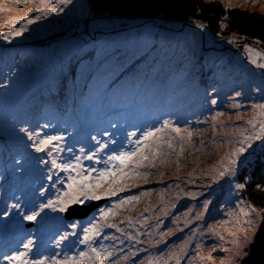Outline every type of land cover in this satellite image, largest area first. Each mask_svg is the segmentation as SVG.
I'll use <instances>...</instances> for the list:
<instances>
[{"label":"rangeland","instance_id":"374dc122","mask_svg":"<svg viewBox=\"0 0 264 264\" xmlns=\"http://www.w3.org/2000/svg\"><path fill=\"white\" fill-rule=\"evenodd\" d=\"M200 1L205 5L226 3V0ZM232 5L255 16L264 15V0L255 4L252 0H232ZM39 6V0H0V26L11 17ZM60 7L62 12H53L28 25L22 35L10 41L0 39V264H8L3 257L21 249L29 237L33 238L29 255L64 252L71 255L87 250V245L78 241L82 238V228L93 218L105 225L101 235L93 237V246L117 250L105 264L114 261L222 264L220 256H235L229 232H239L235 221L244 220L249 206L255 208L247 201L245 189L237 190L235 184L246 182L251 164L263 155L264 139L254 140L252 147L240 155L234 177L226 176L218 181L213 177L226 153L240 146V129L252 130L245 123L252 117V104L264 102V69L249 62L244 45L261 52L264 46L234 33H212L206 24L201 29L194 20H165L142 14L94 15L90 0H71ZM22 24L19 21L17 26ZM0 31L7 32L8 28L0 27ZM236 92L241 96L237 97ZM212 99L217 100L215 105L211 104ZM236 102L241 107L233 108ZM217 112L224 115L213 120ZM237 113L242 119H237ZM164 119H171L181 128L193 129L191 140L183 143V154L178 155L181 137L186 134L171 133L176 136L172 140L173 148L161 145L165 153H172L163 163L159 158L155 167L145 162L140 170L151 173L146 179L136 178L117 196L101 199L104 204L100 207H103L124 196L138 197L121 206L106 221L100 217V207L84 219L71 220H66L67 211L45 209L35 221L25 220L19 214L20 209L12 207L16 203L22 209L26 205L31 208L46 203L61 187L59 183L52 187L56 177H67V173L55 169L49 172L52 157L47 156V149L37 152L31 147L34 140L43 135H63L61 147H71L73 152L65 150L53 155L64 162L81 155V147L86 153L95 151L98 146L92 140L95 136L108 142L109 148L97 153L101 164L88 160L83 163L101 167L105 152L127 144L130 132L139 130V136L149 127H159ZM23 128L39 135L29 140L27 133L21 131ZM105 132L109 135L105 136ZM111 140L117 144L112 145ZM49 175L53 176L52 181L48 180ZM142 192L147 194L141 195ZM186 192L197 195H185ZM205 201L210 203L203 219L193 218L185 226L184 221L202 211ZM165 205L167 216L160 211ZM188 209L192 212L185 216ZM255 209L264 215V208ZM228 212L232 215H227ZM141 215L147 219L141 220ZM176 217L179 226L174 223ZM160 219L164 223L156 228ZM217 220L225 223L216 224ZM263 221L256 219L235 264L249 257L250 246ZM72 223H77L76 229L70 227ZM111 224L116 227L107 226ZM208 224L213 225V232L222 235L223 240L207 232ZM169 228L172 232L156 243L157 233ZM65 232L76 235H69L58 248L55 241ZM126 234L136 236L140 242L130 240ZM189 236L191 240L185 248L182 241ZM213 243L217 245L215 250L211 247ZM197 244L203 246L197 249ZM133 251L135 256L130 255ZM125 255L129 256L128 260L123 259ZM209 255L217 258L209 260ZM81 264L89 262L84 260Z\"/></svg>","mask_w":264,"mask_h":264},{"label":"snow or ice","instance_id":"6c2138e0","mask_svg":"<svg viewBox=\"0 0 264 264\" xmlns=\"http://www.w3.org/2000/svg\"><path fill=\"white\" fill-rule=\"evenodd\" d=\"M253 4L257 0H252ZM71 3V0H58V3L53 4L52 0H39V7L30 8L21 16L11 17L5 25L0 27H7L8 31H0V39L4 41H10L13 37H17L27 31V26L34 23L35 21L41 20L53 12H62L63 8L60 5H66ZM232 0H226L225 7H232ZM32 13H36L35 16H32ZM19 21H23L22 26H17ZM197 27L204 28L203 24H197ZM231 43H234L235 40H231ZM244 49L247 53V58L249 62L257 68L264 69V52H261L248 44L244 45ZM256 91H261L257 89ZM237 97L241 96L240 92H236ZM217 103L216 99L211 100V104L215 105ZM233 108H239L241 105L239 102L232 104ZM224 113L217 112L213 116V120H217L218 117L223 116ZM230 118V117H229ZM237 119H242L240 113H237ZM245 123L251 126V131L247 132L246 129H240L239 135L242 137L239 143V147L231 150L226 153L225 157L219 162L221 167L216 170V175L213 177L214 180H220L226 176L234 177L236 173V167L241 154L246 151V148L252 147V142L254 140L264 139V102L253 103L252 104V117L245 121ZM169 130V131H166ZM21 131L26 132L29 140H33V137H37L39 134L35 132L28 131L27 128L21 129ZM139 130L130 132L128 134L127 144H121L118 147H114L111 150L105 152V159L102 161L103 166L95 167L91 165H84L83 160L95 161L96 164H101L100 156L97 153L104 152V150L109 148L108 142H102L97 140L95 136L92 137V140L97 142V147L95 151H87L85 148L81 147L79 152L81 155H74L70 159L64 162H59L56 156L53 153H59L61 151H67L72 153L73 149L71 147L62 148L61 141L64 139L63 135H43L42 137L36 139L31 144L37 152H44L47 149V156L52 157L49 168V172H52L53 169L58 170L63 173H67L65 179L64 176H57L52 187L55 188L56 184H61V187L57 190L56 194L52 198H48L46 203H40L38 206H32L29 208L27 205L25 208H21L20 203L12 205L13 208L20 209V215L23 216L25 220L35 221L45 209H50L52 211L65 212L69 209L71 205H84L86 201H98L106 197H115L118 192L124 191L128 184H131L135 181L136 178H147L151 173L143 172L140 169L144 166L145 162H148L150 167H155L157 159H160V162L163 163L172 153L169 151L164 152V149L161 147L163 144H167L169 149L173 148L172 140L176 139L181 132H184L186 135L181 137V150L178 155L183 154V143L185 141H190L193 136V129L189 127L181 128L178 123H173L171 119H164L160 123L159 127H149L137 136ZM247 132V134H246ZM175 133L176 136L171 135ZM161 134V135H158ZM105 136H108L109 133L105 132ZM168 135L170 138L165 139L164 136ZM136 137L135 139H132ZM112 145H116V140H111ZM147 150V151H146ZM86 153V154H85ZM227 161V163H225ZM44 163V161H41ZM177 163H179L177 161ZM95 174V175H93ZM164 175V173H160ZM48 180L52 181L53 176L49 175ZM66 184V187H64ZM245 183H236L235 189L242 190L246 188ZM256 187L259 189L264 187V185L257 184ZM43 191V189L41 190ZM147 193H141V195H146ZM185 195H191L195 197L197 193H184ZM138 197L135 196H124L122 199H115L112 201L111 205H105L98 209L100 217L106 218L109 215H116L118 209L121 206H124L129 201L137 200ZM209 201H205L202 205V211L196 212L195 216L184 221L185 226L192 222V219L201 220L203 219L204 212L207 211ZM238 203L243 204V201L238 200ZM175 204H172V207H175ZM167 205L164 208H161L160 211L164 212V215L167 216L168 213L165 211ZM147 211V209L145 210ZM243 211V209H242ZM192 212V209H188L185 212V216ZM26 213V214H25ZM5 215L8 213L5 212ZM227 215L231 216L232 212H228ZM257 218L264 219V215L260 212H257L255 208L248 207V210L244 212V220L235 221L236 226L240 229L239 232L229 234L233 237V243L235 245V256L225 257L220 256L222 264L227 261V264H235V260L238 256L243 253V248L247 241V234L250 230L253 229L255 221ZM141 220L147 219L146 216L141 215ZM129 223H132L131 218H129ZM164 223L163 219L157 221L156 228H159L160 225ZM174 223L179 226V217H176ZM216 224H224L225 221L217 220ZM105 225H102L100 220L93 218L90 220L86 227L82 228V238L79 239V244H86L87 250H80L73 252L71 255L68 252L64 253H55L53 255H42L39 253H33L29 255L31 248L33 247V238L29 237L26 242L22 243L21 249H18L12 252L10 255H5L3 257L4 261H7L8 264H81L82 261L88 260L89 264H105L109 257H112L115 254L116 249L109 251L108 248L104 245H100L99 248L93 246V237L101 235V229ZM108 227H116L115 224L107 225ZM72 229L77 228V223H72L70 225ZM182 230V229H181ZM208 233H212L218 239L223 240L222 235L215 234L213 232V225L208 224L206 226ZM172 229L169 228L166 231L158 232L157 235L159 239L156 240V243H160L164 237L171 233ZM69 235L75 236L76 233H68L60 235L59 238L55 241L56 246L61 247V242L65 241ZM128 235L130 240H137V237L131 234ZM149 242H151L152 233L149 234ZM192 235H196L195 231H192ZM107 238V237H104ZM115 239V237H113ZM191 236L182 241L183 247L187 248ZM123 241H121L122 243ZM140 241L137 240V243ZM203 245L197 244L196 248L199 249ZM211 247L215 250L217 245L213 243ZM224 252L230 251V249H224ZM171 252L168 253L171 256ZM199 255V253H196ZM131 256H135L136 252L133 251L130 253ZM163 253H160V256H163ZM183 257H181L182 259ZM194 258V257H193ZM212 255H209L207 259H216ZM123 259L128 260L129 256L125 255ZM201 259H205L201 257ZM113 264H118V261H114ZM142 264V262H141Z\"/></svg>","mask_w":264,"mask_h":264},{"label":"trees","instance_id":"16d2710c","mask_svg":"<svg viewBox=\"0 0 264 264\" xmlns=\"http://www.w3.org/2000/svg\"><path fill=\"white\" fill-rule=\"evenodd\" d=\"M90 3L94 15L142 14L161 16L165 20H194L206 24L212 33H234L264 46V15L255 16L236 7L226 8L218 1L209 5L200 0H90ZM246 175L247 201L257 209L264 208V187H256L257 184L264 185V152L254 160Z\"/></svg>","mask_w":264,"mask_h":264},{"label":"water","instance_id":"95a60500","mask_svg":"<svg viewBox=\"0 0 264 264\" xmlns=\"http://www.w3.org/2000/svg\"><path fill=\"white\" fill-rule=\"evenodd\" d=\"M104 204V201L91 202L84 205H72L65 213L66 220L84 219L89 216L94 210ZM250 255L242 261L241 264H264V221L260 225L255 241L250 246Z\"/></svg>","mask_w":264,"mask_h":264},{"label":"bare ground","instance_id":"6f19581e","mask_svg":"<svg viewBox=\"0 0 264 264\" xmlns=\"http://www.w3.org/2000/svg\"><path fill=\"white\" fill-rule=\"evenodd\" d=\"M262 223H263V222H262ZM262 223H261V224H262Z\"/></svg>","mask_w":264,"mask_h":264}]
</instances>
